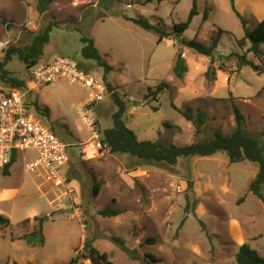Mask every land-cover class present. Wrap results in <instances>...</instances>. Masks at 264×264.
Wrapping results in <instances>:
<instances>
[{"label":"rangeland","instance_id":"rangeland-1","mask_svg":"<svg viewBox=\"0 0 264 264\" xmlns=\"http://www.w3.org/2000/svg\"><path fill=\"white\" fill-rule=\"evenodd\" d=\"M259 2L234 0L250 29L264 18V1ZM36 3L0 0L1 39L26 46L54 23L40 60L70 56L102 77L103 68L81 56L80 37L91 36L112 67L107 81L125 99L124 122L139 140L185 145L211 138L217 128L229 134L235 126L236 105L245 132L264 142V71L249 66L239 70L236 56L222 58L231 52L245 53L261 65L246 52L248 40L243 47L237 44L244 30L231 0H197L198 13L181 36L210 44L221 31L211 78L205 75L209 57L182 45L173 32L174 24L187 18L192 0H52L43 13ZM125 16L144 17L169 34L158 42L157 32ZM261 46L264 51V43ZM178 53L186 65L181 78L173 73ZM5 68L11 76L29 77L28 66L16 55ZM159 85L162 90L155 92ZM86 97L82 86L56 81L28 98L34 115L67 144L68 160L61 167L66 181L56 186L44 175L27 171L26 163L36 155L30 149L16 153L9 174L0 170V215L9 219V225H0V264H70L89 236L112 264H143L146 254L157 256L159 264H236V252L244 242L264 258V204L248 190L258 171L255 164L230 163L225 152L180 157L173 165L111 153L100 143L116 110L111 93L92 107L98 137L77 111ZM186 106L193 114L198 109L207 114L198 135L180 113ZM94 179L99 183L97 195ZM105 208L119 213L103 217L99 211ZM36 216L43 218L44 243L31 246L21 236L37 227ZM148 238L154 241L147 242ZM73 264L92 262L81 257Z\"/></svg>","mask_w":264,"mask_h":264},{"label":"trees","instance_id":"trees-1","mask_svg":"<svg viewBox=\"0 0 264 264\" xmlns=\"http://www.w3.org/2000/svg\"><path fill=\"white\" fill-rule=\"evenodd\" d=\"M150 2L152 0H146ZM161 1V0H158ZM52 0H37L36 9L39 13L47 11ZM233 11L240 18L244 35L241 39H237V44L240 47L245 45L246 40L249 41V46L246 52H251L256 58L261 61L260 64H255L249 59L245 53L239 54L237 52H231L222 58H229L231 55L237 57V68L240 70L243 67L249 66L258 73L264 71V51L261 44L264 43V18L259 21L255 27L249 28L246 25L245 19L239 14L234 5V0H231ZM207 7L203 15V19L207 18ZM197 11V0H192V6L189 10L188 16L184 21L178 22L173 26V32L177 37L182 36V33L189 26L194 15ZM126 20H130L134 24L139 25L145 30L154 31L158 33V42L162 41L164 37L169 34L161 31L155 24L150 23L144 17H124ZM54 23L48 24L41 33L36 34L31 42L26 46H14L8 45L5 49L4 56L0 60V79L8 82L12 86L24 87L26 85V79H19L11 76L9 71L5 68V65L16 55L21 61H23L28 68L33 64L40 61V57L43 53V47L50 39V33L53 29ZM221 31H219L220 33ZM218 35L212 37L210 44H205L197 40H186L183 37L180 43L193 51L209 57L210 62L205 75L211 78L215 73L214 53L219 39ZM1 39V34H0ZM80 41L82 42L81 56L84 59L93 60L96 64L103 68V80L105 82L107 91L111 93V99L116 110L112 114V126L105 128L101 132L100 143L104 148H108L111 153H127L131 156L137 157L144 161H152L156 163H166L169 165L176 164L180 157H192V156H209L217 152H225L228 156L230 163L249 160L255 164L258 171L254 178L248 184V190L256 195L264 204V193L262 192V186L264 185V142L258 137L248 134L244 130V119L240 110L234 105V117L235 126L231 133L224 134L219 128L215 129L213 136L208 139H195L189 144L177 145L174 143L164 144L156 140H139L135 133L128 128L123 119V114L126 111V101L120 96L119 92L112 87L107 81L106 74L112 69L111 65L107 63L104 57L99 53L95 46L94 39L91 36L81 35ZM80 68H82L79 65ZM87 71V70H86ZM186 71V65L181 53H178L175 58V64L173 66V73L178 77H183ZM162 86L167 87V83ZM162 90L161 85L157 86L155 92ZM30 97V96H29ZM35 104V109L40 110V107ZM175 107V105H173ZM178 109L177 107H175ZM180 113L191 121L195 128V135L201 132L202 126L206 121L207 114L204 110L198 109L195 114L192 112L190 106H186L184 110H180ZM16 152L11 154V158L8 164L4 166L2 172L9 174V168L13 162H15ZM191 188L192 182L188 183ZM99 189V183L94 179L93 182V194L97 195ZM119 212L111 208H105L99 211V214L103 217L115 216ZM37 220V227L26 234H23L21 238L31 246H40L44 243L42 217H34ZM24 222H28L25 219ZM0 225H9V219L0 215ZM119 243H123V240L115 237ZM153 238H148L147 242H153ZM88 258L92 264H112L109 260V256L106 252H99L93 245L92 240L89 237L84 239L82 250H80L75 256L71 257L70 264L76 263L80 258ZM236 264H264V258L254 249L249 243H242L235 255ZM160 259L153 254H146L142 259L143 264H159Z\"/></svg>","mask_w":264,"mask_h":264},{"label":"built area","instance_id":"built-area-1","mask_svg":"<svg viewBox=\"0 0 264 264\" xmlns=\"http://www.w3.org/2000/svg\"><path fill=\"white\" fill-rule=\"evenodd\" d=\"M9 41L0 39V60ZM56 81H66L82 86L87 91L85 100L77 106L81 119L93 131L95 117L92 107L102 101L107 88L102 77L79 67L70 56H57L49 61H38L29 67V77L24 87L12 86L0 79V170L9 163L11 154L21 150L35 151L33 160L26 163V170L44 175L56 186L65 184L61 172L68 160L67 144L34 115L28 98L41 87Z\"/></svg>","mask_w":264,"mask_h":264},{"label":"crops","instance_id":"crops-1","mask_svg":"<svg viewBox=\"0 0 264 264\" xmlns=\"http://www.w3.org/2000/svg\"><path fill=\"white\" fill-rule=\"evenodd\" d=\"M253 1L255 2V4H256V3L258 4V3H260L259 1H261V2H262V1H264V0H256V1H255V0H253ZM254 10L256 11V8H255V9H253V11H254ZM262 10H263V11H262L261 15H263L262 17H264V8H262ZM262 19H263V18H262ZM84 100H85V99H84ZM84 100H82L81 102H83ZM81 102H80V103H81Z\"/></svg>","mask_w":264,"mask_h":264}]
</instances>
